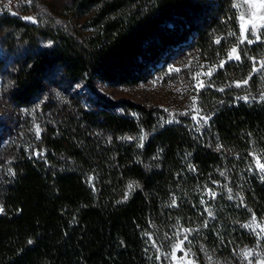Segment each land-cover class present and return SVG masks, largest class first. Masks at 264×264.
Segmentation results:
<instances>
[{"label": "trees", "instance_id": "obj_1", "mask_svg": "<svg viewBox=\"0 0 264 264\" xmlns=\"http://www.w3.org/2000/svg\"><path fill=\"white\" fill-rule=\"evenodd\" d=\"M233 2L71 0L85 15L76 31L0 18L28 41L10 76L14 102L32 103L54 73L66 91L84 88L73 99L79 119L57 134L47 126L46 153L18 160L3 184L0 264H158L155 237L179 226L190 228L202 263L204 247L231 255L253 243L244 222L264 217L259 74L249 78L247 101L213 92L206 128L187 117L162 123L157 107L98 89L139 84L186 50L217 48V34L237 29ZM39 37L51 44L40 46ZM140 130L150 132L140 146L118 139Z\"/></svg>", "mask_w": 264, "mask_h": 264}, {"label": "rangeland", "instance_id": "obj_2", "mask_svg": "<svg viewBox=\"0 0 264 264\" xmlns=\"http://www.w3.org/2000/svg\"><path fill=\"white\" fill-rule=\"evenodd\" d=\"M71 0H0V18L15 16L22 21L39 26H49L53 29L83 30L85 15L71 7ZM236 10L237 29L229 27L225 32L217 34L215 42L217 48L205 50L189 49L170 61L160 71L155 72L149 79L135 85L109 86L98 84L101 93L114 101L130 100L135 103L157 107L160 110V122H177L182 118H190L199 128L209 126L213 113L210 107L217 104L214 91H231L236 98L247 96L249 78L257 73L262 80L264 88V28L259 29L260 41L248 44L238 43L240 36V23L238 17L241 11H246L248 5L245 0H234ZM35 21V22H33ZM234 34V35H233ZM249 39L251 26L246 33ZM219 41V42H217ZM27 40L18 28L0 24V191L4 182L15 171L18 160L25 157H40L46 153L47 148L43 142L47 126L57 134L71 120L79 119L75 110L77 95L83 94L81 84H75L70 91L57 83V73L49 79L48 87L39 93L34 101L28 105H19L10 96L11 73L17 67L19 56L27 47ZM40 46L51 44L49 39L39 37ZM237 48V53L229 59L232 48ZM239 54L237 61L234 56ZM223 66L221 67V62ZM241 63L232 66L231 63ZM249 66V73L240 77L243 67ZM212 69L211 75H207ZM255 69V70H254ZM203 86H199L200 82ZM244 81H247L245 84ZM237 84H240L237 87ZM195 98V103H193ZM222 102L224 99H219ZM84 103V98H81ZM119 111L128 113V110L119 108ZM201 117H208L207 121ZM37 127L39 134H37ZM98 140L106 137L102 131H97ZM150 132L140 130L136 134H125L118 139H126L137 146L142 145L149 137ZM143 137V140H141ZM108 138V137H107ZM109 139V138H108ZM134 186L128 187L127 194ZM0 208H2L0 202ZM1 212V211H0ZM255 216V223H253ZM254 235L251 244L239 247L231 255H221L212 248L202 249L204 262L199 259L190 240L191 231L186 226H179L173 231H162L154 239L158 264H264V217L251 214L244 226ZM259 225L260 227H257ZM255 229V230H253ZM187 237V239H185ZM183 241L180 249L172 256L173 246ZM251 252L250 257L244 254ZM187 253V257H185Z\"/></svg>", "mask_w": 264, "mask_h": 264}, {"label": "snow or ice", "instance_id": "obj_3", "mask_svg": "<svg viewBox=\"0 0 264 264\" xmlns=\"http://www.w3.org/2000/svg\"><path fill=\"white\" fill-rule=\"evenodd\" d=\"M245 4H247L249 7L246 11H241L238 17V22L240 23V36L238 37V43L243 44L245 40H247L248 44H252L254 41H260L261 36L259 33V29L264 28V0H245ZM236 5H234L235 7ZM35 22V21H33ZM251 26V36L254 38L249 39L248 36L246 35L248 31V26ZM234 35V34H233ZM219 42V41H217ZM237 53V48L233 47L231 52L229 53V59L233 58V54ZM234 58L239 61L241 59L239 54H236ZM223 61L221 62V67L223 66ZM261 68H264V62L261 63ZM255 70V69H254ZM212 69H209V72L207 75H211ZM246 84L247 81H244ZM199 86H203V82L201 81ZM240 84H237V87H239ZM245 101L248 100V97L245 96L243 97ZM193 103H195V98H193ZM201 119L207 121L208 117H201ZM37 134H39V128L37 127ZM141 140H143V137H141ZM257 160V167L260 169V171L264 172V165L259 163V159L256 158ZM132 185H129V188H131ZM214 196L215 194L212 193ZM231 198V197H229ZM0 211H3L2 208H0ZM253 223H255V216H253ZM245 227H249V225H245ZM257 227H260L257 225ZM255 230V229H253ZM185 232L191 231L190 229H184ZM261 231H264V228L261 229ZM187 239V237H185ZM183 244V241H180L178 244H175L173 246V252L172 256L175 259V252L177 249L181 248V245ZM246 257H250L252 255L251 252H246L244 254ZM185 257H187V253H185ZM188 264H191L189 261Z\"/></svg>", "mask_w": 264, "mask_h": 264}]
</instances>
